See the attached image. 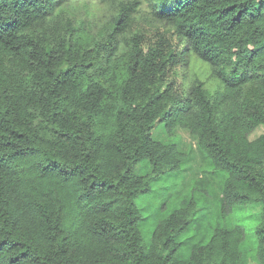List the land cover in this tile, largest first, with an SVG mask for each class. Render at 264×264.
<instances>
[{
    "label": "trees",
    "instance_id": "trees-1",
    "mask_svg": "<svg viewBox=\"0 0 264 264\" xmlns=\"http://www.w3.org/2000/svg\"><path fill=\"white\" fill-rule=\"evenodd\" d=\"M157 122L225 173L222 217L260 205L264 264V0H0V264H244L240 224L178 256L193 197L143 244L138 166L185 160Z\"/></svg>",
    "mask_w": 264,
    "mask_h": 264
},
{
    "label": "rangeland",
    "instance_id": "rangeland-1",
    "mask_svg": "<svg viewBox=\"0 0 264 264\" xmlns=\"http://www.w3.org/2000/svg\"><path fill=\"white\" fill-rule=\"evenodd\" d=\"M262 131L263 128L260 127L253 135L256 136ZM152 136L163 142L176 143L184 152L185 160L180 170L168 171L159 177L151 174L146 159L138 166L141 167L139 172L151 176L150 189L135 198L141 217L139 226L143 244H149L152 231L160 217L193 197L198 209L188 230L180 237L183 243L178 256L187 258L191 247L206 242L217 225L240 224L245 230L241 243L243 263L259 264L255 254V227L260 220V205L254 203L234 206L229 214L222 217L219 205L225 173L213 170L210 160L198 147L196 138L181 126L169 130L163 122L156 123Z\"/></svg>",
    "mask_w": 264,
    "mask_h": 264
}]
</instances>
